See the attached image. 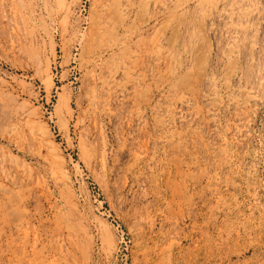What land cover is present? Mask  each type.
I'll list each match as a JSON object with an SVG mask.
<instances>
[{
    "label": "rangeland",
    "instance_id": "1",
    "mask_svg": "<svg viewBox=\"0 0 264 264\" xmlns=\"http://www.w3.org/2000/svg\"><path fill=\"white\" fill-rule=\"evenodd\" d=\"M0 264H264V0H0Z\"/></svg>",
    "mask_w": 264,
    "mask_h": 264
},
{
    "label": "built area",
    "instance_id": "2",
    "mask_svg": "<svg viewBox=\"0 0 264 264\" xmlns=\"http://www.w3.org/2000/svg\"><path fill=\"white\" fill-rule=\"evenodd\" d=\"M121 231V233H122V235H123V230H120Z\"/></svg>",
    "mask_w": 264,
    "mask_h": 264
}]
</instances>
